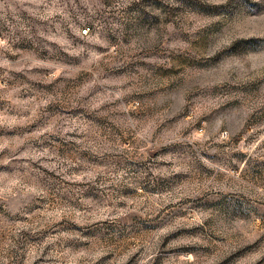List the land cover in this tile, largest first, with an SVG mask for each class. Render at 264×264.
Returning <instances> with one entry per match:
<instances>
[{
    "label": "rangeland",
    "instance_id": "obj_1",
    "mask_svg": "<svg viewBox=\"0 0 264 264\" xmlns=\"http://www.w3.org/2000/svg\"><path fill=\"white\" fill-rule=\"evenodd\" d=\"M0 264H264V0H0Z\"/></svg>",
    "mask_w": 264,
    "mask_h": 264
}]
</instances>
